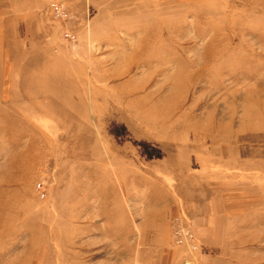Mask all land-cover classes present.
Segmentation results:
<instances>
[{"label":"rangeland","instance_id":"374dc122","mask_svg":"<svg viewBox=\"0 0 264 264\" xmlns=\"http://www.w3.org/2000/svg\"><path fill=\"white\" fill-rule=\"evenodd\" d=\"M0 264H264V0H0Z\"/></svg>","mask_w":264,"mask_h":264},{"label":"built area","instance_id":"2783aa9c","mask_svg":"<svg viewBox=\"0 0 264 264\" xmlns=\"http://www.w3.org/2000/svg\"><path fill=\"white\" fill-rule=\"evenodd\" d=\"M52 5H53V7H55V9L57 11L56 12L57 16H64L65 15V12L61 10V7L59 4L52 2Z\"/></svg>","mask_w":264,"mask_h":264}]
</instances>
